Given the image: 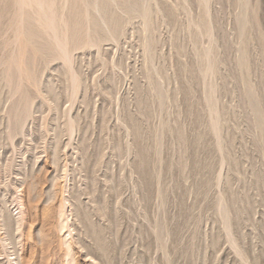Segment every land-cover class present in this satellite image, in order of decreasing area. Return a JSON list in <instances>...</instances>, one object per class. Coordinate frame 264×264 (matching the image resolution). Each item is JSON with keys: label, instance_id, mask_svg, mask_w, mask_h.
Listing matches in <instances>:
<instances>
[{"label": "rangeland", "instance_id": "obj_1", "mask_svg": "<svg viewBox=\"0 0 264 264\" xmlns=\"http://www.w3.org/2000/svg\"><path fill=\"white\" fill-rule=\"evenodd\" d=\"M0 264H264V0H0Z\"/></svg>", "mask_w": 264, "mask_h": 264}, {"label": "bare ground", "instance_id": "obj_2", "mask_svg": "<svg viewBox=\"0 0 264 264\" xmlns=\"http://www.w3.org/2000/svg\"><path fill=\"white\" fill-rule=\"evenodd\" d=\"M98 5V4H97ZM98 7V6H97ZM111 33V32H110Z\"/></svg>", "mask_w": 264, "mask_h": 264}]
</instances>
